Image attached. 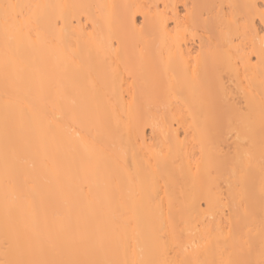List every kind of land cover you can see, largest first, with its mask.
I'll use <instances>...</instances> for the list:
<instances>
[{
    "label": "bare ground",
    "instance_id": "bare-ground-1",
    "mask_svg": "<svg viewBox=\"0 0 264 264\" xmlns=\"http://www.w3.org/2000/svg\"><path fill=\"white\" fill-rule=\"evenodd\" d=\"M0 264H264V0H0Z\"/></svg>",
    "mask_w": 264,
    "mask_h": 264
}]
</instances>
